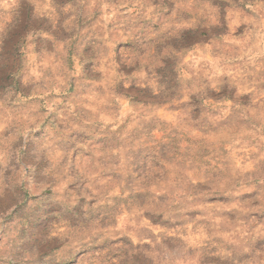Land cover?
Listing matches in <instances>:
<instances>
[{
	"label": "rangeland",
	"instance_id": "374dc122",
	"mask_svg": "<svg viewBox=\"0 0 264 264\" xmlns=\"http://www.w3.org/2000/svg\"><path fill=\"white\" fill-rule=\"evenodd\" d=\"M0 264H264V0H0Z\"/></svg>",
	"mask_w": 264,
	"mask_h": 264
}]
</instances>
